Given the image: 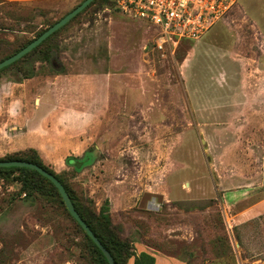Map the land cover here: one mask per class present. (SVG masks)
<instances>
[{
	"label": "rangeland",
	"instance_id": "rangeland-1",
	"mask_svg": "<svg viewBox=\"0 0 264 264\" xmlns=\"http://www.w3.org/2000/svg\"><path fill=\"white\" fill-rule=\"evenodd\" d=\"M4 1L36 10L0 57L82 0ZM158 32L96 0L0 69V158L39 148L75 197L107 202L133 252L264 264V0L176 46ZM75 143L92 158L79 170L64 163ZM19 190L0 178V264H94L55 196Z\"/></svg>",
	"mask_w": 264,
	"mask_h": 264
},
{
	"label": "trees",
	"instance_id": "trees-1",
	"mask_svg": "<svg viewBox=\"0 0 264 264\" xmlns=\"http://www.w3.org/2000/svg\"><path fill=\"white\" fill-rule=\"evenodd\" d=\"M95 1L96 0H92L89 4L94 3ZM113 2L115 3L114 0ZM35 10L36 8L34 6H31L28 4H17V3H10L4 0H0V49L2 46L8 44V41L6 40V38H4L5 32L14 31L15 30L14 27L18 26V24L22 21L32 20L35 16ZM51 24H48V26H50ZM63 26L64 25L56 29L54 32H52L49 36L43 39L38 45H36L34 48H32L27 53H25L23 56L27 55L29 52L35 50L41 44L48 41ZM47 27H45L44 29L38 30L37 32H35L34 37L29 38L28 40H25L20 45L15 47L12 51L2 55L0 57V60L18 51L24 45L29 43L33 38H35L41 32H43ZM17 60L13 61L10 64H13ZM60 71L61 70H58V72ZM87 152H90L89 148L86 149L85 152L80 156L67 155L64 158V163L66 165L72 166V168L75 170H79L85 164H88L92 161L91 156ZM11 159H20V160L34 162L42 166L44 169H46L50 173L54 174L59 179V181L63 184L64 188L66 189L75 210L78 212V214L83 219V221L89 226V228L92 230L94 235L99 239L102 245L109 251L115 264H127V261L130 257H134L132 264H153V261H154L153 256L147 254L146 252L141 251L137 256H135V253L133 252V246L131 245L132 244L131 241L126 237H122L120 234V230L114 224L111 223V220L109 218V208H108L107 202H104L102 206L98 209V211H95L91 205H88L87 202H85V200L75 197V195L72 193V191L67 186L65 181L57 173H55L51 168H49L47 165L44 164L37 149L33 147H27L24 150H20V151L13 153L12 155H9L4 158H0V160H11ZM9 176L13 177V180H17L20 183L19 192H23L26 195L27 194L31 195L34 193L36 194L47 193L51 196H55L59 204L65 211V213L73 221L76 227L82 232L84 236V240L86 241V244H87L86 245L87 249L93 260V263L94 264H108L106 258L104 257L100 249L89 238V236L85 233V231L81 228V226L76 222V220L69 214V212L64 206V203L61 199V196L57 188L53 185V183L48 178L41 175L38 171L28 168V167L0 166V178H3V177L9 178Z\"/></svg>",
	"mask_w": 264,
	"mask_h": 264
},
{
	"label": "built area",
	"instance_id": "built-area-1",
	"mask_svg": "<svg viewBox=\"0 0 264 264\" xmlns=\"http://www.w3.org/2000/svg\"><path fill=\"white\" fill-rule=\"evenodd\" d=\"M124 13L158 27L156 46H176L179 39L202 36L237 0H114Z\"/></svg>",
	"mask_w": 264,
	"mask_h": 264
},
{
	"label": "water",
	"instance_id": "water-1",
	"mask_svg": "<svg viewBox=\"0 0 264 264\" xmlns=\"http://www.w3.org/2000/svg\"><path fill=\"white\" fill-rule=\"evenodd\" d=\"M92 0H82L79 2L76 6H74L71 10L66 12L63 16L58 18L54 23H52L50 26H48L43 32H41L38 36L33 38L29 43L24 45L22 48H20L18 51L14 52L13 54L7 56L6 58L0 60V68L12 63L13 61L17 60L21 56H23L25 53L30 51L32 48H34L36 45H38L43 39H45L47 36H49L52 32H54L56 29L64 25L67 21H69L73 16H75L78 12H80L83 8H85ZM0 166H24L31 169H34L38 171L41 175L48 178L53 185L57 188L61 199L64 203L65 208L69 212V214L76 220V222L81 226V228L85 231V233L89 236V238L96 244V246L100 249V251L103 253L104 257L106 258L108 264H115L111 254L109 251L102 245V243L99 241V239L94 235L92 230L89 228V226L83 221V219L80 217L78 212L75 210L71 199L64 188L63 184L59 181V179L46 169H44L42 166L26 160H20V159H11V160H0Z\"/></svg>",
	"mask_w": 264,
	"mask_h": 264
},
{
	"label": "crops",
	"instance_id": "crops-1",
	"mask_svg": "<svg viewBox=\"0 0 264 264\" xmlns=\"http://www.w3.org/2000/svg\"><path fill=\"white\" fill-rule=\"evenodd\" d=\"M263 81H264V78H263ZM27 147H31V146H27ZM85 147L86 145L84 146V151L86 150ZM33 148L37 149V151L39 149L37 147H33ZM82 151H83V147L81 148L77 143H75V149L73 153L75 155H82ZM141 251L146 252L147 254L153 256L154 258L153 264H189L186 260L178 256L168 255L166 253H163V252H160L154 249H145V248L138 249L137 252H134L135 256H137ZM133 258L134 257L131 258V261L129 264H132Z\"/></svg>",
	"mask_w": 264,
	"mask_h": 264
}]
</instances>
